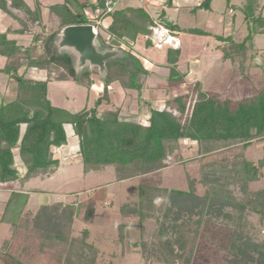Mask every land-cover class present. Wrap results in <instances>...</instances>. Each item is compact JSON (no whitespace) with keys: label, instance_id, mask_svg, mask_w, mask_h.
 I'll return each instance as SVG.
<instances>
[{"label":"trees","instance_id":"16d2710c","mask_svg":"<svg viewBox=\"0 0 264 264\" xmlns=\"http://www.w3.org/2000/svg\"><path fill=\"white\" fill-rule=\"evenodd\" d=\"M95 1L100 6L99 17L110 18L105 33L123 44L130 58L107 62L104 86L94 104L69 111L52 104L49 82L71 80L90 91L92 71L84 69L77 74L73 57L57 51L54 39L64 25L98 26V18H85L67 4L68 0L44 5L60 21L57 28L47 31L41 20L44 6L39 0H32V7L26 0H0V10L5 15L14 18L18 12L27 14L41 30L39 35L34 33L29 43L11 37L10 29L0 32V56L4 59L0 73H7L15 84L12 97L0 98V184L19 185L10 190L0 212V223L7 226L0 244V264L97 263L100 250L88 241V229L83 228L78 234L71 229L75 220L84 225L94 221L99 215L98 200L87 194L72 201L42 203L31 210L27 208L28 193L22 191L30 179L48 177L59 169L60 158L55 156V149L68 142L66 125L71 126L77 138L83 174L112 168L116 182L140 177L118 208L123 218H137V222H121L117 230L118 239L123 240L125 228H139V240L132 246L142 248V258L150 261L151 256L164 264H191L190 254L185 258L177 249L189 242L190 229L186 234L183 226L194 225L195 236L202 231L217 234L219 245L230 251L232 264H264V237L257 238L255 233L259 226L264 235V188L249 190V184L261 178L264 153L256 162L246 157L249 146L264 141V86L251 95L231 99L202 89L194 81L188 83L185 92L170 96L162 107H155L154 99L142 98L149 71L130 53V47L141 34L147 36L145 45H150V27L157 23L173 34L180 28L165 19L164 10L157 17L141 7L117 8L104 14L103 0ZM211 1L201 0L194 9L208 11ZM166 3L171 5V0ZM226 3L233 6L230 0ZM87 4H77L78 9L83 11ZM236 7L244 14L247 34L240 42H234L232 35L214 36L242 46L254 35L264 34V15L258 0H246ZM186 31L207 35L199 28ZM179 54L178 48L169 47L166 51L168 85L184 81L185 73L176 66ZM31 68L44 71L46 78L26 77ZM112 83L123 91L137 93L138 108L147 109L145 121L124 115L122 106L98 108L104 100L111 104L108 86ZM180 142H194L199 178L189 177L186 189L152 182L148 174L166 166L167 158L178 150ZM197 184L203 186L202 194L196 192ZM252 214L256 224L249 220ZM150 221L152 229L146 226Z\"/></svg>","mask_w":264,"mask_h":264},{"label":"rangeland","instance_id":"374dc122","mask_svg":"<svg viewBox=\"0 0 264 264\" xmlns=\"http://www.w3.org/2000/svg\"><path fill=\"white\" fill-rule=\"evenodd\" d=\"M39 1L46 4H52L55 2H63L65 0ZM71 1L72 0H70V2ZM87 1L88 8L78 12H82L85 18L92 19L95 15L99 14L100 6L97 3L93 5L94 3L92 4L90 0ZM226 1L227 0H212L210 4L212 10L209 12L203 9H194V6L198 5L201 0H172L173 5L172 7H168L167 12L170 14L173 22L178 24L180 28H200L211 34H219L223 37L232 35V39L235 40V42H240L243 39V36L247 34L246 29L244 30L245 27L243 24L244 14L242 10L237 9L234 18L232 10L229 9L233 7H228ZM27 2L32 7V0ZM71 3V7L74 9L75 4L73 1ZM125 3L137 4L138 0H119L118 6ZM245 3L246 0H230V4L243 5ZM260 3L261 0H258L259 5ZM46 6L43 7L41 20L44 23V28H47L46 30L49 31L57 28L60 21L55 15L50 13ZM13 11L16 12L17 10L14 9ZM107 21L108 18H103L99 25L96 26L101 34V36L99 35V38H104V40H102L106 46L112 44L124 50L125 47L123 44L119 46L120 44L115 41L116 39L108 38V35L105 33L104 27L107 26ZM32 22L30 16L27 14H21L18 12L17 16L11 18L0 10V32L10 29L12 33L10 34L11 37H18L25 43L31 41L34 33L39 35L41 32L40 28L37 30L39 25L36 27ZM16 30H22L23 33L17 34ZM154 30L156 31L155 35L157 36V40L153 37L155 44L161 46L164 43L162 34L159 33L160 30L157 32L154 27L152 29L153 35L155 32ZM180 37L182 41L184 39L181 45L182 47H185L183 48V54L187 56L186 61L191 65L189 67L186 65L188 68H186L185 65L184 67L177 65V69H181L180 73L182 74L186 73L188 69L191 71V74L185 80L192 78L202 89L219 93L231 99H239L244 95H251L255 93L257 89L264 86V34H256L250 40H247L242 46L232 44L227 39L223 40V43L212 36H200L196 34H188L187 32L180 34ZM214 43L218 44V48L214 47ZM206 44H208L207 47H205ZM135 47L137 51L134 50L130 53L138 57L145 67H148V62L138 53L139 51L141 53L144 52L145 54L142 37H140ZM157 48L153 50L152 56L155 60L162 61L164 55L163 50ZM125 53L128 55V58H130L128 52L125 51ZM214 53H216V55H214ZM196 56L199 57V61L190 60L191 57ZM257 59L259 64H257ZM3 62L4 59L0 56V66L3 65ZM93 72L97 73L96 71ZM155 74L156 73L153 72L147 79V83L152 86L147 90V93L151 92V94H154L156 93V90H159L157 93L163 95L165 92L163 88L172 85H168L167 77H160V75L159 77H156L154 76ZM94 75L95 76L92 77L93 85L90 92L86 87L78 85L71 80L49 82L48 97L52 104L68 109L69 111H77L85 105L88 107L92 106L98 95H100V93L97 92V89L99 91L100 85H102V88L104 86L103 79H100L98 74ZM26 77L45 79L46 74L44 71H38L31 68L26 72ZM185 85L187 84L181 85L176 93L170 91L171 94L168 93V95L170 94L173 96L182 93L186 89ZM114 86L115 85L110 84L108 89H113ZM115 90L117 91L113 93L110 92L109 95L110 101H114V103L106 104L104 103V100L98 107L99 109H110L113 108L112 106H118V99L122 97L118 94L119 89L117 88ZM173 90H175L174 87ZM14 93V81L7 73H0V98L1 96L10 98ZM133 96H126L123 101L124 103L122 102V105L124 106L123 109L126 111L129 110L135 112L136 110V98ZM154 100L155 107H162L164 99L162 100V103L161 99ZM65 130L68 142L59 150L60 167L57 172L43 179L39 177L33 178L24 185V188H35L39 192L35 197H33L34 194L31 195L28 207H32L36 202L42 204L51 201L73 199L75 194L86 195L87 193H90L93 189L92 187H96L95 185L99 184L107 186L114 180V171L112 168H107L101 172L90 171L83 174L82 165L77 156V138L73 135L70 125H66ZM194 152L195 145L193 142H180L178 150L176 152L174 151V153L167 158L165 162L166 166L160 168L158 171L151 172L148 174V177L150 176L149 178L152 182L166 188L186 189L189 177L199 178L200 176L198 161L196 160L197 158ZM263 153L264 141H256L247 149L246 157L249 160L256 162L263 156ZM15 158L18 161L17 155ZM260 176L261 178L258 181L249 184V190L256 191L264 188V169H262ZM139 178L140 177H136L129 181L115 182L110 186H107V190L115 189V192H107L108 198L111 199V201H108V199L106 201H101V206L99 208L100 217L97 220L94 219L95 222L93 221V224L90 223L92 225H83L78 220L74 222L71 232L73 231L74 234H78L80 230L87 228L89 231L88 235H90L88 236V241L94 242L99 248L100 254L98 255L96 264H164L162 260L153 259L151 256H149L150 261L145 260L141 256L140 249L142 248L132 246L133 242L139 240V228L135 227V233L132 230L129 232V229L125 228V238L123 240L118 239L117 224L125 221L136 223L137 218H123L117 208L116 210H111L110 206L107 205L119 204L122 199H126L129 195V186L136 184L140 180ZM110 180L112 181L110 182ZM203 190V186L200 184L196 185V192L198 194H202ZM0 194H2V192H0ZM2 208L3 207L0 205V212ZM249 220L251 224H256V216L254 214L249 217ZM234 221L236 220L234 219ZM238 223L241 224L242 221L240 220ZM231 225L234 227V222ZM146 226L149 229L154 227L152 221L146 223ZM194 228V225L185 228L183 226V231L186 234L190 229V236H188L189 242L183 248L177 249L178 252L184 254L185 258L189 257L190 254L192 259L191 264H232V261L229 260L231 258V255H229L231 254L230 251L223 249L219 245L216 233L210 234V232L202 231L198 236H195L192 232ZM261 230L262 229L259 226H256L255 233L257 238L264 237ZM97 231L100 232V235H98ZM6 232L7 226L0 223V244L6 237ZM144 253L148 254V251L144 250Z\"/></svg>","mask_w":264,"mask_h":264},{"label":"crops","instance_id":"0c3cea01","mask_svg":"<svg viewBox=\"0 0 264 264\" xmlns=\"http://www.w3.org/2000/svg\"><path fill=\"white\" fill-rule=\"evenodd\" d=\"M26 1H30V0H26ZM73 2H74V4H75V7H74V9L75 10H77V11H81V10H79L78 9V6H77V4H79V3H82V2H85V1H87V0H77V2H76V0H72ZM71 1V2H72ZM91 1V3L93 4V5H95V0H90ZM41 2V1H40ZM64 2V1H63ZM70 2V0H68V3L67 4H69L70 6H71V3ZM76 2V3H75ZM88 2V1H87ZM55 3H61V2H55ZM41 4L44 6V5H50V4H46V3H43V2H41ZM52 4H54V3H52ZM230 4V3H229ZM172 0H171V5H167V3H166V0H138V3L137 4H130V3H125V4H123V5H121V6H118V8H124V7H141V8H143L145 11H147L151 16H153V17H157L158 15H159V13H160V11L161 10H164L165 11V19H167L168 21H172L173 22V19H171V17H170V14L167 12V9H168V7H172ZM230 5H233V6H231V7H233V8H229L230 10H232V12H233V14L232 15H234V18H235V16H236V10L238 9V10H240L239 8H237L236 6H242V4H240V5H237V4H230ZM228 7H230V6H228ZM84 8H88L87 7V5L84 7ZM259 9H260V11H261V13L264 15V0H261V3H260V5H259ZM192 10V9H191ZM211 10L212 9H210V10H208L209 12H211ZM194 11V10H193ZM207 11V10H206ZM92 12V11H91ZM42 13H43V8H42ZM79 13H82V12H79ZM93 13V12H92ZM42 15V14H41ZM97 16H98V14H97ZM103 18H108V21H107V24L109 23V16H105V17H103ZM103 18H101L100 19V21L103 19ZM100 21H99V23H100ZM245 21H243V24H244V30L246 29V23H244ZM174 23V22H173ZM174 24H176V23H174ZM177 26H178V24H176ZM156 28V30H157V32L160 30V32L159 33H161L162 34V38H163V40H164V43L161 45V46H157L156 44H155V40H157V36L155 35V33H156V31L154 32V35L152 34L150 37H149V39L151 40V44L150 45H145V40L147 39V36L146 35H138V37L135 39V41L134 42H132V46L130 47V52H133L134 50L135 51H137L136 50V43L139 41V39H140V37H142V39H143V50L145 51V54H144V52L143 53H141V52H139L138 51V53L139 54H141V57L144 59V60H146L147 62H148V64H149V66L148 67H145L148 71H149V74H148V76H147V79H148V77L154 72V73H156L154 76H156V77H159V75H160V77H167L168 76V72H169V69H168V67L166 66V61H165V58H166V51H167V49L169 48V47H171V48H178L179 50H180V54H179V59H178V62H177V64H176V66L178 65V66H183L184 67V65L186 66H191L190 64H188V61H186V55H184L183 54V52H184V49L183 48H185V47H182L181 45H182V42L184 41V39H183V41H182V39H181V37H180V34H182V33H184V32H187L186 30H187V28L185 29V28H180L179 26V28H180V30L179 31H177L176 33H169L168 32V30L163 26V25H161L160 23H157L155 26H151L150 28H151V30L153 29V28ZM158 28H160V29H158ZM189 29V28H188ZM200 29V28H199ZM203 30V29H202ZM205 31V30H204ZM207 32V31H206ZM246 32H247V29H246ZM188 34H193V33H189V32H187ZM18 34V33H17ZM244 34H246V33H244ZM196 35H198V34H196ZM214 35H217V36H221V35H219V34H211V33H209V32H207V35H200V36H212V37H214L215 39H219L221 42H223L224 43V41L223 40H225V38H223V37H215ZM245 36V35H244ZM243 36V37H244ZM255 36V35H254ZM152 37V38H151ZM153 37H154V39H153ZM109 38V37H108ZM114 39V38H113ZM116 42H118L117 40H115ZM234 42H235V40H234ZM237 42V41H236ZM164 46V47H163ZM208 46V44H206L205 45V47H207ZM157 47H159V48H157ZM214 47L215 48H218V44H215L214 43ZM155 48H157V49H161V50H163V53H164V55H163V60L162 61H159V60H155L154 58H153V56H152V52H153V50L155 49ZM205 50V49H204ZM216 51V50H215ZM214 55H216V53H214ZM152 56V57H151ZM190 60H196V61H199L200 59H199V57L198 56H196V57H191L190 58ZM258 60V59H257ZM141 61V60H140ZM158 61V62H157ZM142 62V61H141ZM143 64V63H142ZM144 65V64H143ZM186 66V68H188ZM158 67V68H157ZM164 68V69H163ZM155 69V70H154ZM154 70V71H153ZM178 70V69H177ZM179 72H181V69L180 70H178ZM183 72V71H182ZM94 74H98V73H95V72H93L92 71V76L91 77H93V76H95ZM191 74V71L188 69L187 71H186V73H185V75H184V77H183V82L181 83V84H178V85H172V86H167L166 88L164 87L163 89H164V93H163V95H160V94H158L157 92L159 91V90H154L156 93H154V94H151V92L150 93H147V90L149 89V88H151L152 86L151 85H149L148 83H147V79H146V87L143 89V93H142V98L143 99H161V101L163 100V99H166V98H168V97H170V96H172V95H170L171 93H170V91H173V93H176L178 90H179V87H181V85H184V84H187V85H185L186 86V89L183 91V92H185L186 90H187V86H188V83H191V82H194L193 81V79L191 78H188L187 80H185L187 77H189V75ZM101 79V78H100ZM112 85H115L114 87H113V89H109V95H110V92H116L117 90H115V89H119L118 90V94H119V96L121 95V97L122 98H119L118 100H119V104H118V106H122V113L125 115H129V116H132L135 120H137V121H145L146 119H147V117H148V113H147V109L145 110V107L146 106H143L141 109H139L138 108V102H137V93L136 92H131V93H128V92H126V91H123V90H121L115 83H112ZM173 87L175 88V90H173ZM169 91H168V90ZM167 90V91H166ZM91 91V90H90ZM89 91V92H90ZM102 91V85H100V90L98 91V89H97V92L99 93V92H101ZM134 93V94H133ZM168 93H170L169 95H168ZM133 95H135V96H133ZM126 96H129V97H134V98H136V107H135V112H131V111H126L125 109H123V105H122V102L124 101V98L126 97ZM149 97V98H148ZM155 101V100H154ZM111 103L113 104L114 103V101H111ZM124 103V102H123ZM155 103V102H154ZM113 107V106H112ZM194 143V142H193ZM250 147V146H249ZM248 147V148H249ZM62 147H57L56 149H55V156L56 157H59L60 158V155L58 154L59 153V150L61 149ZM196 149V148H195ZM106 170V169H105ZM57 172V171H56ZM99 172H101V171H99ZM37 178V177H36ZM45 178V177H44ZM33 179V178H32ZM43 179V178H42ZM31 180V179H30ZM29 180V181H30ZM29 181H27L24 185H26ZM112 180H110V182H111ZM126 181V180H125ZM127 181H129V180H127ZM116 181H112V183L111 184H113V183H115ZM120 182H122V181H120ZM116 183H118V182H116ZM111 184H109V185H107V186H110ZM96 187H92L93 189L90 191V193L89 194H91L92 196H93V198H95L96 200H98V202H100V206H101V201H106L107 199H108V201H111V199H109L108 198V194H107V192L108 191H110V192H115V189H113V190H107L108 188H107V186H105V185H99V184H97V185H95ZM131 186V185H130ZM129 186V187H130ZM18 187V185H17V183H5V184H0V192H2V194H0V205H1V207H3L4 206V202L6 201V199H7V197H8V195H9V193H10V190H12V188H17ZM30 190V191H29ZM22 191H25V192H27L28 193V200H27V208H29V209H31V210H35L40 204H38L37 202L36 203H34L33 204V206L32 207H28V202H29V200L31 199V195L32 194H34V196L33 197H35L36 196V194L37 193H39L35 188H24V186L22 187ZM88 194V193H87ZM86 194V195H87ZM78 196H83V195H79V194H75L74 195V198L73 199H69V200H59V201H64V202H66V201H72V200H74L76 197H78ZM127 196V195H126ZM102 197H103V199H102ZM106 198V199H105ZM102 199V200H101ZM123 200H125V199H122L121 200V202L123 201ZM52 202H56V201H51V202H49V203H52ZM121 202H119V204L121 203ZM119 204L117 203V204H107L108 206H110V209L111 210H116V208H117V210H118V208H119ZM118 205V206H117ZM100 208V207H99ZM99 208H98V211H99ZM100 217V211H99V215L95 218V220H97L98 218ZM95 220H94V222H95ZM76 221V220H75ZM93 222V223H94ZM92 223V224H93ZM83 224V223H82ZM92 224H90V225H92ZM84 225V224H83ZM117 226H118V224H117ZM129 230V232L132 230V231H134V233H135V230H136V228L135 227H127ZM98 232V235H100V232L99 231H97ZM128 232V233H129ZM90 236V235H89ZM5 237V236H4ZM0 241H1V239H0Z\"/></svg>","mask_w":264,"mask_h":264},{"label":"water","instance_id":"95a60500","mask_svg":"<svg viewBox=\"0 0 264 264\" xmlns=\"http://www.w3.org/2000/svg\"><path fill=\"white\" fill-rule=\"evenodd\" d=\"M57 51L73 57V67L78 74L84 69L96 71L101 79L107 74L106 63L129 59L118 46H106L92 23L67 24L61 27L54 39ZM257 64H259L258 60Z\"/></svg>","mask_w":264,"mask_h":264},{"label":"built area","instance_id":"2783aa9c","mask_svg":"<svg viewBox=\"0 0 264 264\" xmlns=\"http://www.w3.org/2000/svg\"><path fill=\"white\" fill-rule=\"evenodd\" d=\"M118 2H119V0H103V4H104L103 13L108 14V13L112 12L113 10L117 9L118 8ZM96 18H98L97 21L99 22L101 19V16L99 17V14H98V16L95 15L92 19H96ZM118 43L120 44L119 46L122 45L119 41H118ZM112 46H116V45H112Z\"/></svg>","mask_w":264,"mask_h":264}]
</instances>
